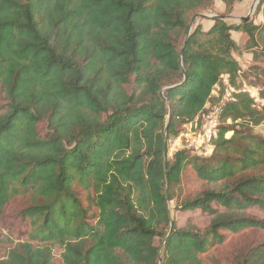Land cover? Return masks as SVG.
Here are the masks:
<instances>
[{"label": "trees", "instance_id": "trees-1", "mask_svg": "<svg viewBox=\"0 0 264 264\" xmlns=\"http://www.w3.org/2000/svg\"><path fill=\"white\" fill-rule=\"evenodd\" d=\"M213 2L0 0V264H264V138L224 127L209 154L167 158L220 76L238 77L231 30L264 60V0L260 22L188 33ZM236 95L221 118L264 121ZM179 181L180 224L165 190Z\"/></svg>", "mask_w": 264, "mask_h": 264}, {"label": "rangeland", "instance_id": "rangeland-1", "mask_svg": "<svg viewBox=\"0 0 264 264\" xmlns=\"http://www.w3.org/2000/svg\"><path fill=\"white\" fill-rule=\"evenodd\" d=\"M254 1L256 0H234V3H233V5H235L234 10H231V12H227L225 9H221L219 0H214L213 4L210 5V8L208 10L197 13V14H202L204 16H198L193 21H191V18L194 15L190 18L189 31L195 28L198 24L201 26L202 29L207 28L208 24H210V21H211L210 19H212V17L216 15L226 16L225 21L228 24H231L232 26H235L237 24H242L243 22V20L233 17L232 14L233 15L237 14L240 16L248 15L249 16L248 21L251 19H255V22H260L262 15L256 14L257 6L260 0L255 5L254 9L252 11L250 10V7ZM231 35L235 38V42L237 41L236 42L237 49L235 50L233 55L238 61L241 67V70L238 74V77L234 80V83L231 81L230 82L234 89L242 92V93L240 92V94H246L248 98H250L249 95L252 96L254 99L252 100L250 98L252 100L251 108L255 110H260L264 106V60H263V57L260 54H258L259 48L252 47L251 42L248 40V36L245 35L243 32L240 36V35H237L236 30H231ZM244 88L248 89L249 91L245 90L243 92ZM235 97H236L235 100H239L242 98L240 96L238 97L237 95H235ZM216 102L217 101H215L214 99L212 101V105H214V103ZM246 119H247L246 117H242L240 119L233 121L231 118L226 119L222 117L219 132L221 128L226 127L228 128L229 131H231V134L227 132L225 134V138L232 136L235 131H242L244 134L250 133V134H254V135L261 136L264 138V121L259 124H254L253 122H247ZM180 127H179V130H180ZM170 139L168 140V142L170 141ZM168 142H167V148H168ZM167 158L171 159L172 157L167 155ZM165 190H166V196L168 198L167 205L169 209V215L171 218L176 217L178 224H180L182 220L184 219L185 215L183 216L179 212H176L174 210V207L177 201L181 199L183 195L185 194L183 182L179 181V182H174L172 184L167 183L165 185ZM191 214L195 216L196 223L198 225L205 226L207 224L208 222L207 216H203L199 214V211L192 212ZM154 242L156 245H159L160 253H162L163 240L161 236H156ZM53 252L58 255L62 252V248L58 245H54Z\"/></svg>", "mask_w": 264, "mask_h": 264}, {"label": "built area", "instance_id": "built-area-1", "mask_svg": "<svg viewBox=\"0 0 264 264\" xmlns=\"http://www.w3.org/2000/svg\"><path fill=\"white\" fill-rule=\"evenodd\" d=\"M245 90L249 91L244 88L243 92ZM240 92L232 87L229 76L222 74L213 85L202 112L193 121L181 125L178 133L170 139L167 155L171 157L179 150H188L198 155L209 154L219 132L222 110L226 103L234 101L235 95ZM249 97L254 99L250 95ZM214 99L217 102L212 105Z\"/></svg>", "mask_w": 264, "mask_h": 264}, {"label": "water", "instance_id": "water-1", "mask_svg": "<svg viewBox=\"0 0 264 264\" xmlns=\"http://www.w3.org/2000/svg\"><path fill=\"white\" fill-rule=\"evenodd\" d=\"M258 1H259V0H256V1H254V2L252 3V5H251V7H250V10H251V11L254 9V7H255V5L258 3ZM198 16H204V15H202V14H195V15L191 18V21H193V20H194L196 17H198ZM212 18H220V19H224V20H225L226 16H223V15H216V16H213ZM238 19L243 20V21H248L249 16L246 15V16H243V17L238 18ZM189 32H190V31L188 30V33H189ZM168 119H169V115L167 116V121H168ZM166 131H167V124L165 125V128H164V133H165V134H166Z\"/></svg>", "mask_w": 264, "mask_h": 264}, {"label": "crops", "instance_id": "crops-1", "mask_svg": "<svg viewBox=\"0 0 264 264\" xmlns=\"http://www.w3.org/2000/svg\"><path fill=\"white\" fill-rule=\"evenodd\" d=\"M220 1V0H219ZM220 7H221V9H225V7H224V4L220 1ZM234 8H235V5H233V10H234ZM232 16L233 17H235V18H240V17H243V16H240V15H237V14H235V15H233L232 14ZM211 21H210V24H208V26H207V28H209L210 26H211V24L213 23V20L212 19H210ZM207 28H204V29H207ZM237 31V30H236ZM231 33V32H230ZM241 34H242V31H237V35H240L241 36ZM231 37H232V39L235 41V38L231 35ZM237 42V41H236ZM235 42V43H236ZM237 44V43H236Z\"/></svg>", "mask_w": 264, "mask_h": 264}]
</instances>
